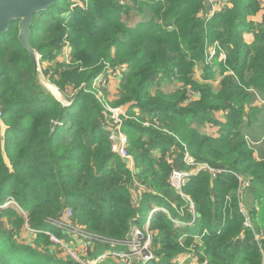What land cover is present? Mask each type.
I'll list each match as a JSON object with an SVG mask.
<instances>
[{
	"label": "trees",
	"instance_id": "1",
	"mask_svg": "<svg viewBox=\"0 0 264 264\" xmlns=\"http://www.w3.org/2000/svg\"><path fill=\"white\" fill-rule=\"evenodd\" d=\"M75 1L82 5L71 8ZM227 2L209 17L208 0H57L35 16L31 44L41 57L39 63L47 64L43 75L70 106L34 77L32 59L19 41L18 22L0 34V206L14 201L27 216L26 230L39 238L27 245L13 242L8 225L22 227L24 219L12 207L0 208L9 216L6 223L0 222V264H80L62 256L60 246L47 236L49 232L68 239L52 221L62 220L72 208L74 221L89 231L124 241L134 228L143 227L154 204L171 214L159 210L150 221V229L157 231L154 264H175L186 252L175 238L177 231L187 239L204 233L209 264L264 263V239L258 242L254 231L244 226L233 173L212 179L201 171L187 183L183 191L197 215L192 225L190 204L168 181L173 168L191 169L184 162L185 150L196 162L251 180L242 200L255 231L264 233V157H255L244 139L264 135V106L256 105L249 91L264 100V18L261 23L249 20L261 11V0ZM136 16L141 21L129 25ZM245 34L252 35L251 44ZM216 41L226 61L217 55L206 65V43ZM67 42L68 63L59 60ZM106 66L122 69L116 105L140 112V122L125 123L133 172L113 152L104 109L92 93L94 80ZM196 68L203 81L220 77L218 88L199 84ZM171 79L184 83L185 89L162 93L161 83ZM188 87L199 93V100L187 104ZM70 88L78 90L72 97ZM217 113H224V122L215 118ZM155 119L157 128L141 123ZM1 122L7 127L4 139ZM207 123L216 125L215 136L201 132L200 126ZM168 157L174 165L167 163ZM158 164L161 171L155 169ZM146 175L154 177L160 195L135 187L136 179ZM133 193L142 196L138 207ZM175 202L185 214L176 211ZM172 217L181 225L175 226ZM95 247L90 258L103 253L104 247ZM107 259L98 264H112Z\"/></svg>",
	"mask_w": 264,
	"mask_h": 264
},
{
	"label": "built area",
	"instance_id": "2",
	"mask_svg": "<svg viewBox=\"0 0 264 264\" xmlns=\"http://www.w3.org/2000/svg\"><path fill=\"white\" fill-rule=\"evenodd\" d=\"M210 5L212 6V11L210 13L211 17L212 15L215 14V12L220 11L224 8L225 5H228V0H208ZM206 58H205V64L210 65L212 61L219 55V60L222 62L226 61V53L220 46V43L218 41L209 44L206 43ZM70 48L69 45H66L63 55H62V60L66 63L69 62L70 60ZM106 71L103 74H100L93 82L92 85V91L95 95V98L100 102L104 109V114L106 116L105 124L104 127L105 129L109 132L110 135V140L113 143L112 148L113 152L116 153V155L124 162L126 163V167L129 168L132 172L135 171V163H134V156L129 152L130 148V140L129 136L124 132V125L126 121L128 120H135L137 122H140L139 120V110L131 108L129 106H120L116 108H111L108 105V102H106L105 97H104V91L106 92L107 86L109 83V75L112 74H118L120 77L122 75V69H117V70H112L109 68V66H106ZM187 104L188 103H193L199 98V93L192 91V89H187ZM251 93H253L256 97V105L259 106H264V100L261 99V97L254 91V90H249ZM70 94V93H69ZM71 95V94H70ZM75 95V94H74ZM74 95H71L74 96ZM65 106H70L71 102L70 100L67 101L65 99ZM133 111L135 114L130 115V112ZM2 119V112L0 111V121ZM221 122H224V113L220 116ZM114 123L113 126L111 127L109 123ZM143 126L145 127H150L153 126L155 128L159 127V122L157 119L151 121V120H146L141 122ZM213 130H217L215 124H210L209 126ZM215 130V131H216ZM166 132V130H164ZM214 136V134H213ZM245 142L249 149H252L253 151H257V148L260 146L264 145V135L261 136L259 139H253L250 135H245L244 137ZM184 162L187 164V166L191 167L190 170H179L176 168H173L171 171V174L169 176V184L171 188L178 193L180 196H182L189 204H190V213L193 215V222L189 223V225H192L196 218V211H195V206L192 202V199L189 196L184 195L183 189L187 185V183L191 180L193 176L198 174L201 171H207L212 179L217 178V176L225 173H233L236 178L238 179L239 187L237 191V197L239 199V210L241 215L244 217V226L247 229H251L254 231L255 238L258 242L262 241L264 239V233L256 232L255 231V226L249 216L247 207L245 206L242 197L244 192L247 191L252 185L251 180H247L239 175H237L234 172H231L227 169H217L214 168L213 166L208 165L207 163H199L196 162L195 159L190 155V153L185 150L184 152ZM170 164H173V159L172 161H169ZM10 203H7L2 207H8ZM13 204H16L15 202ZM17 206V204H16ZM167 211L162 208H158L156 206L153 207L152 211L150 212V215H154L157 211ZM150 221L151 217L149 218V221L146 223V227H144V231L140 229L133 230V233L131 237L128 240L124 241H110L100 235H97L91 231H89L86 227L82 225H77L76 221H74V212L73 209H69L66 214L64 215L62 220L58 221H52L50 224H52L54 227L62 230L66 235H68L70 238V242L76 239V242L80 244L79 249H74L71 246L63 245L61 241H59L56 237L51 235L50 233H46L48 236H50L51 241L57 245L61 244L65 251L78 263L80 264H98L104 260H106L110 255L111 256H116L122 260L125 261V259L132 258L134 256H138L140 258L141 264H154L153 262L156 261V257L153 255V253L150 252L151 248L150 245L154 241V235L149 231V226H150ZM31 231V230H30ZM33 232V231H31ZM72 238V239H71ZM140 240L144 242V249L140 251V256L135 255V254H127V255H117V254H112V253H101L95 258H90L89 256V251L91 248L96 245V243H102L103 245H109V246H126L132 239ZM69 242V243H70ZM72 245V244H70ZM60 246V245H59ZM130 247V246H129ZM149 250V252H147ZM80 252V253H78ZM125 256V257H123Z\"/></svg>",
	"mask_w": 264,
	"mask_h": 264
},
{
	"label": "rangeland",
	"instance_id": "3",
	"mask_svg": "<svg viewBox=\"0 0 264 264\" xmlns=\"http://www.w3.org/2000/svg\"><path fill=\"white\" fill-rule=\"evenodd\" d=\"M123 3H124V1H122ZM121 2V3H122ZM78 4H80V5H82V3L80 2V1H75L72 5H71V8H74L76 5H78ZM262 4V3H261ZM261 13H263L262 12V10L260 11ZM259 12V13H260ZM137 15V14H136ZM132 21L129 23V25H136L137 23H139L140 21H141V16H136L135 18H133V19H131ZM67 45H69V48L71 49V46H70V44L67 42ZM70 53V52H69ZM71 54V53H70ZM63 61V60H62ZM64 62V61H63ZM46 65L47 64H40V68H41V71H42V73H43V71H45L44 69H45V67H46ZM50 68V67H49ZM202 73H201V79H200V73L199 72H196L195 71V75H194V78H195V80L196 81H198V83L199 84H206V85H211L212 86V88L214 89V90H216L217 89V86H218V83L219 82H217V80H214V79H212V80H210L209 82L208 81H203L202 80ZM208 83V84H207ZM189 88V87H188ZM185 89V85H184V83H182V82H179V81H177L176 79H171L170 81H165V82H162L161 83V85H160V90L162 91V93H164V94H166V95H168V94H171V93H176V92H178V91H181V90H184ZM190 89H192V88H190ZM80 90V89H79ZM155 90V89H154ZM78 90H73V88H70L69 89V93L71 94V95H74L76 92H77ZM109 91H110V84L108 83V86H107V90H106V92L104 91V97H105V100H106V102H108V105L111 107V108H116V107H120V106H117L116 105V103L119 101V97H118V99L117 100H112L109 96H108V94H109ZM119 91V93H120V90H118ZM192 91H193V89H192ZM195 92V91H194ZM92 93H93V91H92ZM199 97H200V95H199ZM64 100H65V98H64ZM197 100H199V98L197 97V99L195 100V101H197ZM99 102V101H98ZM100 103V102H99ZM0 111H1V109H0ZM105 116V115H104ZM216 118V117H215ZM104 120H106V116L104 117ZM109 123H111V121H109ZM113 124L114 123H111L110 124V126L112 127L113 126ZM210 124L211 123H207V124H204V125H202V126H200V130H201V132L202 133H206L205 135H207L208 134V136H211L212 135V133L213 132H215V130H213V129H211L209 126H210ZM1 127H2V138L4 139V136H5V132L7 131V127L1 122ZM217 128V127H216ZM124 132H125V125H124ZM109 139H110V135H109ZM111 141V140H110ZM3 147H5V143H4V140H3ZM113 145V143L111 142V146ZM260 150H261V152L263 153V154H261V153H259V155H260V157H264V145L262 146V147H260ZM3 157H4V160H5V162L9 165V159H8V156H7V154H6V150L4 149L3 151ZM258 152H260V151H258ZM262 155V156H261ZM159 156V155H158ZM256 156V155H255ZM172 159L173 158H170V157H168V159H167V163L169 164V165H174V163L173 164H170L169 163V161H172ZM259 160H261V159H259ZM155 169H157V170H159V171H161V168H160V165L158 164V166H156V168ZM177 169V168H176ZM145 177H147V178H143V179H140V180H137L136 179V183H137V185H135V187H138L139 188V190L140 189H144L145 191H150V192H153V193H157V194H161V188H159V187H157V185L154 183V177H149L148 175H146ZM143 181H147L148 183L147 184H145ZM168 181H169V179H168ZM144 183V184H143ZM130 189L132 190L133 188H132V186L130 187ZM175 192V191H174ZM143 194V193H142ZM141 194V195H142ZM163 195V194H162ZM184 195H186V196H188L187 194H185L184 193ZM141 197L142 196H140L139 195V193H136V195H134V193H133V199H134V205H137L136 207H138L139 205H141L140 204V200H141ZM182 197V196H181ZM182 199H184L183 197H182ZM185 200V199H184ZM10 204L8 205V207H12V209H14L16 212H17V214L18 215H20L24 220H23V226L22 227H18V226H11V225H8V231H12V233H13V235H12V237H13V239H11L13 242H18L19 244H22V245H27V244H31V243H33L35 240H37V238H38V236H37V234L33 231V232H28L26 229H27V225H26V220H27V216H26V214L25 213H23L21 210H20V208H19V206H16V204H13L14 203V201H11L10 200V202H9ZM174 204V206L176 207V211H178L179 213H183V214H185V210H183V209H181L180 208V206L178 207V202H175V203H173ZM152 206H155V204L154 205H152ZM72 209V208H71ZM152 211V210H151ZM150 211V212H151ZM168 213V212H167ZM248 213H249V210H248ZM75 216V215H74ZM168 216L170 217L171 216V214L170 213H168ZM139 217L140 216H138V219H139ZM151 217V219H152V214L150 215V213H149V215H148V217H147V220L145 221V222H143L144 223V225H143V227H140V230H142V231H144V227H146V223L149 221V218ZM264 217V216H263ZM8 218H9V216L8 215H5V214H2V213H0V222H7V220H8ZM11 219H14V217H12ZM142 219H143V216H141L140 217V221H142ZM172 219H173V223L175 224V226H180L181 224H180V220H176L175 218H173L172 217ZM243 219H244V217H243ZM76 224L77 225H80V223H78V222H76ZM260 226H262L263 225V222H260ZM150 227H151V224H150V226H149V231L151 232V233H153V235H154V239H155V237H156V234H154V233H157V231L156 230H151L150 229ZM187 227H189V226H187ZM136 229H139V228H134V230H136ZM46 233H49V232H46ZM133 233V232H132ZM205 233H206V231H205ZM51 235H53L54 237H56L59 241H61L62 242V244L63 245H69V246H71V247H73L75 250L76 249H79V247H80V244H78L77 242H76V239H73L74 240V243H73V241L72 242H70L69 241V236L67 235V237H68V239H61L60 237L58 238L56 235H54V234H51ZM202 235H204V233H202ZM201 234L200 235H198V237L197 236H195L194 238H192V239H187V237H186V234H183L182 232H180V231H177L176 232V234H175V238L177 239V241L179 242V245H180V247H182L183 248V250L184 251H186L185 253H183V255H180L175 261H174V263L175 264H209V259H207V257H208V255L206 254V253H204L205 252V243H204V241H203V239L201 238V236H202ZM48 236V235H47ZM50 237V236H49ZM39 239V238H38ZM72 239V238H71ZM50 240H51V238H50ZM70 242V243H69ZM189 243L190 245L189 246H187L185 243ZM70 244H72V245H70ZM127 244H129V246L128 245H126V246H120V247H116V246H109V245H103L102 243H96V247H95V251H101V249H102V247H104L103 249H102V252L103 253H112V254H117V255H127V254H135V255H139L140 256V251L141 250H143L144 249V242H142V241H140V240H136V239H132L129 243H127ZM60 245V248H61V250H62V256H64V257H70V258H72L68 253H67V251H65V249H64V247L61 245V244H59ZM150 247H152L151 248V250H150V252L151 253H153V255H154V252L155 251H157V248L154 246V243H151V245H150ZM147 252H149V250H147ZM78 253H80V252H78ZM155 256V255H154ZM123 257H125V256H123ZM201 257H206V258H204V260H200L201 259ZM73 259V258H72ZM74 260V259H73ZM107 260H110V263H112V264H141V261H140V258L138 257V256H134V257H132L131 259L130 258H128V259H125V261L124 260H122V259H120V258H118V257H116V256H111L110 255V258L109 259H107ZM264 264V263H263Z\"/></svg>",
	"mask_w": 264,
	"mask_h": 264
},
{
	"label": "water",
	"instance_id": "4",
	"mask_svg": "<svg viewBox=\"0 0 264 264\" xmlns=\"http://www.w3.org/2000/svg\"><path fill=\"white\" fill-rule=\"evenodd\" d=\"M57 0H0V34L7 33L14 22H18L19 41L28 51L34 65V77L39 84L60 103L65 100L59 90L43 75L40 56L31 44L32 26L37 14L49 10Z\"/></svg>",
	"mask_w": 264,
	"mask_h": 264
},
{
	"label": "crops",
	"instance_id": "5",
	"mask_svg": "<svg viewBox=\"0 0 264 264\" xmlns=\"http://www.w3.org/2000/svg\"><path fill=\"white\" fill-rule=\"evenodd\" d=\"M261 3H262L261 4L262 9L261 10H262L263 13L260 12L256 16L250 17L249 18L250 21H253L255 23H261L263 21V18H264V0H261ZM245 39H246L248 44H251L253 42V40H254L251 34H245ZM59 60L62 62L61 58ZM195 71L200 73V79H201V70H200V68H196ZM108 78H109V84H110V91H109L108 96L111 99L113 98L112 100H117L118 97H119V91L118 90H119V84H120L121 77L118 74H112V75H109ZM220 80H221V78L218 77L217 78V82H219ZM218 86H219V83H218ZM218 86H217V88H218ZM127 106L130 107V105H127ZM130 110H132V108ZM221 115H222V113H217L215 115L216 119L217 120L220 119ZM214 133L215 132H213L212 135ZM260 147H262V146H260ZM260 147H258V148H260ZM255 155H256L255 157L260 158L258 150L256 151Z\"/></svg>",
	"mask_w": 264,
	"mask_h": 264
}]
</instances>
